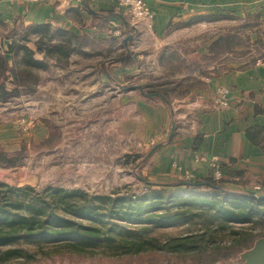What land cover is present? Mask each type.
Listing matches in <instances>:
<instances>
[{"label": "rangeland", "instance_id": "1", "mask_svg": "<svg viewBox=\"0 0 264 264\" xmlns=\"http://www.w3.org/2000/svg\"><path fill=\"white\" fill-rule=\"evenodd\" d=\"M255 20L213 21L194 25L186 35L175 32L168 48L148 60L144 56L134 74L121 69L127 51L122 31L105 39L73 38L68 56L54 52L55 59L36 52L41 66L23 68L25 38L38 40L33 25L0 23V53L8 59L7 77H0L5 86L0 90V183L7 185L0 189L6 190L0 203L15 212L40 205L42 212L73 220L51 229L56 235L8 234L10 244L0 246V264L242 263V253L264 237V215L229 221L217 212L223 205L234 209L245 204L240 211L246 215L252 205L246 202L248 193L257 192V198L263 194L264 179L249 189L220 179L231 190L226 194L185 190L180 182L188 179L183 176L156 177L154 152L149 154L156 145L148 141L151 124L141 122L138 101L164 100L130 87L166 90V103L172 106L173 96H186L192 85L200 84L182 81L185 74L199 69L210 73L216 66L225 47L224 41L214 44L218 33L235 35V55L242 60L262 55V40L253 39L259 25ZM207 41L213 51L208 65L188 66L187 59L200 60L196 45ZM44 43L54 44L48 38ZM130 48L137 46L131 43ZM160 55L162 67L156 62ZM159 115L150 113L152 118ZM7 247L23 254L2 258Z\"/></svg>", "mask_w": 264, "mask_h": 264}, {"label": "crops", "instance_id": "2", "mask_svg": "<svg viewBox=\"0 0 264 264\" xmlns=\"http://www.w3.org/2000/svg\"><path fill=\"white\" fill-rule=\"evenodd\" d=\"M146 2L152 13L151 26L148 20L132 23L129 13L116 0H0V23H47L54 31L61 29L88 39L114 37L112 34L122 31L126 33L123 42L126 37H133L128 45L124 42L127 51L121 58V69L134 74L139 72L141 60L168 48V39L175 32L186 35L197 24L256 18L259 25L253 39L263 42L260 57L242 60L235 55L239 46L234 45L232 52H223L216 58L210 73L199 69L185 74L182 81L200 84L192 85L186 96H173L172 106L162 100L154 104L140 100L138 111L141 122L151 124L147 140L158 146L152 168L156 177H184L182 171L186 170L197 179L213 177V169L204 157L217 159L222 179L228 184L244 189L259 184L264 179V0ZM224 36L218 33L215 40ZM131 43L136 44L135 50L130 48ZM209 45L208 41L196 45L200 60L187 59L186 64L205 68L213 52H209ZM132 56V64H126ZM156 62L163 66L161 55ZM222 88L228 90L229 105L217 108L214 102ZM150 113L160 115L152 118ZM173 123L176 128L169 140Z\"/></svg>", "mask_w": 264, "mask_h": 264}, {"label": "trees", "instance_id": "3", "mask_svg": "<svg viewBox=\"0 0 264 264\" xmlns=\"http://www.w3.org/2000/svg\"><path fill=\"white\" fill-rule=\"evenodd\" d=\"M32 27L34 28L33 31L38 35V40L34 41L32 39H28V37L25 38V42L20 48L23 68L27 67L28 65L36 67L39 65L41 66L43 62L39 61V59H36L34 57L36 52H46L47 55H52V53L54 52H58L59 56L69 55V45H71L73 38H77L76 35L61 29L54 31L52 29V26L47 23L33 25ZM44 38H48L51 41L53 40L54 44H45ZM235 39L236 37L233 34L232 36L226 35L216 40L214 44L218 45L219 43L224 41V53H228L232 52V47L235 45L233 41H235ZM30 42L35 45H29ZM13 46V43H10L9 51L13 50ZM53 56L55 59L59 58L57 55H52V57ZM7 64L8 59L4 54L0 53V77H7V75H5V72L7 70ZM4 87V83H1L0 90H3ZM147 93L163 94L167 100L169 99L166 90L163 92L150 91ZM250 137L252 136L250 135ZM193 181L196 182L195 185H182V181L180 182V185L185 187V190L190 191L206 188L207 190H210L212 192H222L226 194L231 192V190L229 191L221 185L223 183L222 180L216 181L213 179V177L200 178ZM4 187H7V185L4 183H0V189ZM8 188L11 189V192H19L22 190L13 189L11 187ZM4 193H6V190H4V192H0V198ZM253 193L256 194L257 192L254 191ZM253 193L249 192L247 197L248 199H246L248 200L246 202H252V205L249 204L250 207L246 215L243 214V211H240L245 207V204L237 205L234 209L232 207H226L223 205V207H221V209H219V211L217 212L219 214V217L220 214H222L229 221H251V219L255 218L256 216L264 215V211L260 210V208L264 207V197H254ZM7 207L9 206L2 205L0 203V246H6L10 244L9 239H7L8 234L14 232L23 233L25 236L29 237H32V234H40L42 235V237H45L58 234V231L51 230L54 227H62L73 224L72 219L62 217L55 212L49 211L50 214H48L47 211L42 212L43 207L40 205H30L27 212H15L9 210ZM37 223L40 224L39 228H37L36 226ZM4 234H7V237ZM81 236L83 237L84 235ZM18 254H23L22 249L7 247L2 252V258H8L10 256Z\"/></svg>", "mask_w": 264, "mask_h": 264}, {"label": "built area", "instance_id": "4", "mask_svg": "<svg viewBox=\"0 0 264 264\" xmlns=\"http://www.w3.org/2000/svg\"><path fill=\"white\" fill-rule=\"evenodd\" d=\"M26 1H38V0H26ZM116 1L121 7L127 10V12L130 14L131 18L135 23L148 20L149 26H151L149 20L152 19V13L147 5L146 0H116ZM227 95H228L227 89L225 88L219 89L214 102L215 107L217 108L227 107L229 105V100ZM202 159L206 161L213 169V177L215 179L220 180L223 178V172L216 158L206 159L202 157ZM179 170L181 171V168H179ZM182 172L184 174L185 179L188 180L196 179V175L193 172L187 170Z\"/></svg>", "mask_w": 264, "mask_h": 264}, {"label": "water", "instance_id": "5", "mask_svg": "<svg viewBox=\"0 0 264 264\" xmlns=\"http://www.w3.org/2000/svg\"><path fill=\"white\" fill-rule=\"evenodd\" d=\"M132 35L128 36L125 38L124 42L126 45H128V42L132 39ZM130 89H136V90H140L143 95L147 96V97H161L165 102L168 103V100L165 98V96L163 94H159V93H147L143 90V87L141 85H135L130 87ZM176 128V124L173 123L172 125V129L169 135V140L172 139L174 131ZM158 146H155L151 149V151L149 152V154H152ZM183 184L185 185H195L196 182L193 180H183L182 181ZM260 197H264V194H260ZM242 263L240 264H264V237H260L258 238L254 245L246 250L244 253H242Z\"/></svg>", "mask_w": 264, "mask_h": 264}]
</instances>
